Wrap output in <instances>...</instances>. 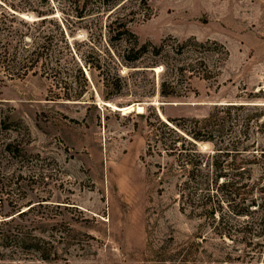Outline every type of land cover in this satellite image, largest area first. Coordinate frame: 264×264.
Here are the masks:
<instances>
[{"label": "rangeland", "instance_id": "374dc122", "mask_svg": "<svg viewBox=\"0 0 264 264\" xmlns=\"http://www.w3.org/2000/svg\"><path fill=\"white\" fill-rule=\"evenodd\" d=\"M28 1L42 15H20L46 16L55 30L65 23L67 44L56 45V79L0 71V264H264V233L248 245L241 232H213L180 208L172 158L146 150L156 113L201 117L218 101L264 103V0L140 2L129 24L140 42L195 36L227 50L202 53L212 76L183 79L181 95L168 97L159 94L162 64L120 65L119 91L82 65L85 86L74 59L95 54L91 42L105 49V16H75L73 0ZM66 89L84 92L66 97ZM252 174L264 178V168Z\"/></svg>", "mask_w": 264, "mask_h": 264}, {"label": "trees", "instance_id": "16d2710c", "mask_svg": "<svg viewBox=\"0 0 264 264\" xmlns=\"http://www.w3.org/2000/svg\"><path fill=\"white\" fill-rule=\"evenodd\" d=\"M132 1H72L75 16H105L100 21L107 35L105 49L91 42L95 54L74 59L76 73L85 86L88 80L82 65L88 66L91 74L96 70L105 87L119 91L123 84L120 65L153 70V66L162 64L159 94L163 97L181 95L178 86L183 79L189 83L195 76H212L213 69L201 54L220 48L226 56L223 44L195 36L184 39L169 36L159 43L140 42L129 24L131 14L140 2L145 4L147 0L136 1L137 6L129 4ZM33 6L28 0H0V71L13 75L40 69L55 78L59 71L56 61L60 58L56 45L59 41L67 44L65 23L55 30L47 27L51 19L46 16L24 19L20 15L22 10L33 9L42 15L41 9ZM211 43L215 46L211 47ZM65 92L64 96L70 97L80 96L84 91ZM147 125V152L169 156L178 171L173 178L181 209L196 211L220 236L232 238L233 232H241L243 238H248L245 239L248 245L264 233V178L253 179L252 174L254 165L264 168V103L218 101L207 115L163 119L156 113L148 118ZM199 143L209 147L201 150ZM3 149H11V142H6ZM186 259L172 264H185Z\"/></svg>", "mask_w": 264, "mask_h": 264}, {"label": "bare ground", "instance_id": "6f19581e", "mask_svg": "<svg viewBox=\"0 0 264 264\" xmlns=\"http://www.w3.org/2000/svg\"><path fill=\"white\" fill-rule=\"evenodd\" d=\"M108 104L112 105L114 107H117L118 109L121 108V107H118L117 105L113 104L112 102H108ZM131 109H134V107L133 106H127V107L121 108V110H123L124 112H126V111L129 112V110H131Z\"/></svg>", "mask_w": 264, "mask_h": 264}, {"label": "water", "instance_id": "95a60500", "mask_svg": "<svg viewBox=\"0 0 264 264\" xmlns=\"http://www.w3.org/2000/svg\"><path fill=\"white\" fill-rule=\"evenodd\" d=\"M23 16V15H22ZM221 103H229V102H221ZM163 119H166L165 117L161 116Z\"/></svg>", "mask_w": 264, "mask_h": 264}]
</instances>
